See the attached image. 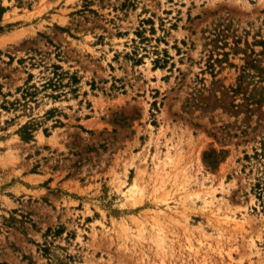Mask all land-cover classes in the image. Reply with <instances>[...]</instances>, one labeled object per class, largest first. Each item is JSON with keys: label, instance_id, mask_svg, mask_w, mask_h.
<instances>
[{"label": "rangeland", "instance_id": "rangeland-1", "mask_svg": "<svg viewBox=\"0 0 264 264\" xmlns=\"http://www.w3.org/2000/svg\"><path fill=\"white\" fill-rule=\"evenodd\" d=\"M0 264H264V0H0Z\"/></svg>", "mask_w": 264, "mask_h": 264}]
</instances>
